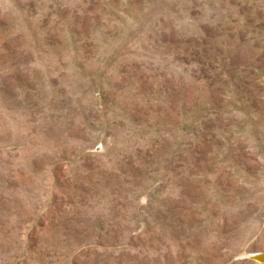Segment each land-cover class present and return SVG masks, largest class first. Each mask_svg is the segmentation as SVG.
Here are the masks:
<instances>
[{
    "label": "rangeland",
    "instance_id": "obj_1",
    "mask_svg": "<svg viewBox=\"0 0 264 264\" xmlns=\"http://www.w3.org/2000/svg\"><path fill=\"white\" fill-rule=\"evenodd\" d=\"M0 264H264V0H0Z\"/></svg>",
    "mask_w": 264,
    "mask_h": 264
}]
</instances>
